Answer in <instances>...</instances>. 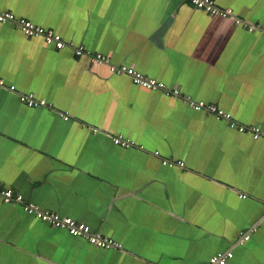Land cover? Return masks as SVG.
<instances>
[{"label":"crops","instance_id":"1","mask_svg":"<svg viewBox=\"0 0 264 264\" xmlns=\"http://www.w3.org/2000/svg\"><path fill=\"white\" fill-rule=\"evenodd\" d=\"M215 1L241 23L184 0H0L181 93L0 21V77L16 86H0V186L124 244L98 247L0 202V264H208L227 250V264H264V138L185 99L264 128V35L248 30L264 23V0ZM27 92L50 105L28 106Z\"/></svg>","mask_w":264,"mask_h":264},{"label":"built area","instance_id":"2","mask_svg":"<svg viewBox=\"0 0 264 264\" xmlns=\"http://www.w3.org/2000/svg\"><path fill=\"white\" fill-rule=\"evenodd\" d=\"M194 7L204 10L207 13L214 16L221 17H233L237 23H241V19L235 15L234 10L231 7H222L215 0H184ZM0 21L16 22L21 30L29 36H41L45 39L46 43L53 45L58 49L68 48L71 49L74 55L78 59H88L90 63L95 65H108L111 70L119 73H124L129 75L133 81L137 84H140L144 87L150 89H162L166 94H175L180 95V90L178 88H170L167 83L157 80L156 78H151L145 75L143 72L138 71L132 66L127 64H114L112 58L102 52L93 51L82 43H77L73 39H65L59 32L54 28L38 24L27 18H18L13 12L3 10L0 7ZM248 30L253 33H261L264 35V23L255 22L249 23ZM0 86H9L10 89L15 90V85H8L6 80L0 77ZM20 98L28 106L37 107V106H49V102L45 98H38L34 92L21 93ZM186 101L190 103L192 108L197 111H202L206 113L214 114L218 117L228 120V123L231 128H235L240 132H248L253 138L259 139L264 138V128L255 125H247L235 120L230 112L224 111L217 103L207 102L203 99L195 100L191 97H185ZM63 119L70 120L71 116L68 112L61 113ZM113 141L117 145L124 147H130L135 144L131 139L123 137L121 134L113 136ZM163 163L175 166V165H184V161L177 159H163ZM243 197H247V194H244ZM0 202L5 204L19 205L24 208L28 213L36 215L41 220L50 223L58 229L67 231L69 234L85 239L90 243L107 249H123L124 244L117 239L104 236L100 232L94 231L91 226L81 220H78L70 215H63L58 211L45 210L40 207L36 202L30 201L22 193L14 190L11 187L0 186ZM250 231L242 230L241 237L238 240V244L244 245L246 241L250 239ZM234 256L233 250L219 251L214 254L208 264H227L229 259ZM144 264H154L152 262L146 261Z\"/></svg>","mask_w":264,"mask_h":264}]
</instances>
